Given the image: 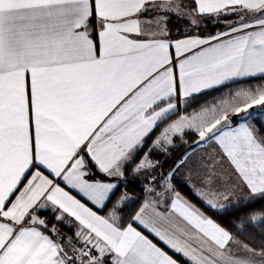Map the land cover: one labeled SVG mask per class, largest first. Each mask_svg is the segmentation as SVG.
<instances>
[{
    "label": "snow or ice",
    "instance_id": "6c2138e0",
    "mask_svg": "<svg viewBox=\"0 0 264 264\" xmlns=\"http://www.w3.org/2000/svg\"><path fill=\"white\" fill-rule=\"evenodd\" d=\"M157 10L161 38H130L143 35L139 17ZM168 13L193 25L221 14L239 20L215 36L173 43L163 38ZM257 76L264 78V0H192L187 13L178 0H0V264H180L132 223L122 225L126 194L105 217L57 181L106 207L118 185L92 179L97 172L123 177L146 138L194 93ZM237 95L244 98L243 107L230 106L237 114L264 105V88ZM228 122L227 109L205 108L173 121L153 147L167 151L185 128L201 141L212 134L239 191L247 190L238 203L264 199V136L247 123L215 135ZM151 167L146 154L135 171ZM233 194L212 193L207 203L217 208ZM171 207L189 227L148 203L132 220L191 264H264V248L234 240L179 193ZM49 208L57 222L72 218L71 236L40 218ZM247 219L264 226V213ZM234 243L246 255L233 254Z\"/></svg>",
    "mask_w": 264,
    "mask_h": 264
},
{
    "label": "trees",
    "instance_id": "16d2710c",
    "mask_svg": "<svg viewBox=\"0 0 264 264\" xmlns=\"http://www.w3.org/2000/svg\"><path fill=\"white\" fill-rule=\"evenodd\" d=\"M170 15L174 16L172 13H170ZM233 16L234 15L231 14L208 16L200 19L198 25L191 24L189 18L181 17L179 21L180 23L174 25L171 22L173 26H170V37H183L193 34L210 36L222 30L225 27L226 22L232 19ZM172 20L173 19L171 18L170 21ZM263 85L264 78L260 76L228 83L191 97L188 104L183 107L180 112H194L200 110L206 105H210L220 99L226 98L240 88L253 89L256 88V86L259 87ZM158 130L159 128L146 139L145 147L136 154L135 160L126 164L124 168V180L118 185V188L114 195L111 196L110 201H107V206L100 209L102 214H108L112 211L113 206L120 196L126 194L128 199L121 205L122 211L118 212L123 226L132 222V217L144 202L147 184L162 180L184 157L188 148L196 139L194 133H186L188 137L176 138L177 142L175 146L169 147L167 151H161L152 146V142L154 141ZM149 149H151V151H149ZM146 154H148L155 162V176L135 174V167ZM174 187L188 196L198 207H200L215 222L229 231L236 239L257 249V251L264 248V226L261 225L259 220L252 222L247 219L252 215L264 213V199L254 197L249 200L246 198L243 203H238V201H236L223 209H215L203 203L193 191L190 190L186 183L182 181H174Z\"/></svg>",
    "mask_w": 264,
    "mask_h": 264
},
{
    "label": "crops",
    "instance_id": "0c3cea01",
    "mask_svg": "<svg viewBox=\"0 0 264 264\" xmlns=\"http://www.w3.org/2000/svg\"><path fill=\"white\" fill-rule=\"evenodd\" d=\"M188 1L189 0H178V2L181 4V7L183 6V3H187ZM190 1H192V0H190ZM182 9L184 10V12H188V10H186L185 8L182 7ZM155 12L156 11L149 12V13H146V14L141 15L139 17V19L142 22L143 35L135 36V34H133L130 38L140 39V40H145V41L149 40V39H153V38H161L159 36V32H156L155 33L156 35L154 36L153 35L154 31L150 30L151 27L149 28V20L148 19H149V17H153L154 14H156ZM231 15H234V14H231ZM238 20H239V17L234 15L232 19H230V20H228L226 22L225 27L222 30L218 31L216 34H214V36L217 35L218 33H222V32L228 31L229 30V25H232V24L238 22ZM192 36H197V37H200V38L211 37V36H203V35H199V34H193V35H188V36H183V37H170V30L167 29V36L163 37V38H166L170 42L174 43L176 40H181V39H185V38L192 37ZM224 39H227V37H224ZM170 52L172 54L173 61H174V72H175V74L177 76V79H178V77H179L178 59L175 56L174 47L170 49ZM257 77H259V76H257ZM250 78H255V77L234 78V79L226 82L224 85H226L228 83L236 82V81L250 79ZM220 86H223V85H219V86H216L214 88H217V87H220ZM214 88L203 90L200 93H194L192 97H194V96H196L198 94H201L203 92L212 90ZM190 98L191 97L187 98L186 102L179 103L177 109L174 111L173 114H171L170 118H168L164 122L160 123L159 126L156 127L153 130V132L156 129H158V128H159V130H158V132H159L160 129L164 125H166L168 123L170 124V120L174 119V117L175 118L182 117V115L180 114L181 113L180 111H181V109L183 107H185L188 104ZM181 99L183 100V98H181ZM235 126H236V124L233 121L232 127L227 128V129L235 128ZM154 141H155V139H154ZM215 146L216 147L214 148V142H206V143H202L201 142V143H199V145L194 144L192 147H190L188 152H186L185 155H184V157L186 156L187 158L185 159L183 164H180L179 167H177V165L179 163L178 162L176 164V166L167 173V175L162 179V181L160 180L161 181L160 183H158V184H155V183L150 184L149 188L146 190L145 200L142 203V205L140 206V208L143 207L145 203H148L149 205H151L152 208H155L156 211L169 216V218H170V220L172 222L179 224L181 227H189V226L186 225V222H184L182 220V218L179 217L178 213H176V212H174L172 210V207H171L173 201L176 199V194L179 193V196L182 198L183 201H186L188 204H190L193 207H195L196 209H198L199 212H201L204 216L208 217L209 219H212L200 207H198L188 196H186L180 190L176 189L173 186L172 182H174V181H182V182L186 183L189 186L190 190H192L193 193L197 197L198 196L199 197L202 196L201 198L205 199V195H203V194H201L199 192V190L195 187L194 183H196L197 180L199 181V179L197 178L198 175L201 176L202 181L204 180L205 176H206V179H208L209 181H211V180L214 181V177H213L214 176L213 175L214 174V149H219V150L222 151V149L220 148L219 143H217ZM208 150H210L209 153H206L205 151H208ZM222 154H224V153H222ZM191 157L194 158L193 161L195 160V162H193V163L190 162L191 163L190 164V163H188L189 162L188 160ZM226 162H227V165L229 167L228 179H229L230 182L232 181L234 186H236V184L237 185L239 184L238 176H237L233 166L231 165V163L227 159V157H226ZM124 173H125V169H124ZM169 173H171V177L170 178H169ZM45 174H47V172H45ZM124 176L123 177H108L105 174L97 172L95 174V176L92 177V179L101 180L102 182L116 183L117 185H119L124 180V178H125ZM57 182H59L62 187H65V190L69 191L71 195L76 197V199H79L81 201V203H84L86 207H89L93 211H96L98 215L106 217L111 212L110 211L108 214H102L100 212V209H102V208H100L99 206L93 205L92 202L89 201L87 199V197L83 196L82 193H79L75 189L67 188L63 184V182H61V181H57ZM197 183H199V182H197ZM168 184H170V185L167 187V190L166 189L165 190H161L163 187L166 188V186ZM236 192H238L237 193L238 197H236V198H240L242 195H245L247 190L245 189L244 192L242 193L241 191H239V189H237ZM233 196H235V195H233ZM234 201H236L235 198L233 199L232 202H234ZM105 203H107V201ZM207 206L211 207L209 204ZM140 208L137 210V212L140 210ZM217 208L220 209L219 206H217ZM147 211L150 214L151 213V208L148 209ZM39 215H40V218L45 219L48 222L49 228H51L53 225H55L59 229V231L62 234L66 235V236H71L76 231L75 224H73L72 227H69L68 224L66 223L68 220H71L72 218L67 217V215H65V221L64 222H57L56 219H55V215L56 214L51 211V208L46 209V210H41L39 212ZM131 223L133 224V226L138 231H140L143 235L147 236L150 240L153 241V243L157 244L158 247H160L162 250L166 251L169 255H172L174 258L178 259L180 261V264H191L190 261H188L185 257L175 253L172 249H170L167 245H165L163 243V241H161L157 236H155L154 233L150 232L148 229H145L143 227V225L139 224V222H135V221L132 220ZM215 223H217V222H215ZM53 238L55 239L56 237H53ZM233 238H234V240L239 241L234 236H233ZM232 252H233V254H238V255H241V256L246 255V253H244V251L242 249H239L238 245H236L235 243L232 244Z\"/></svg>",
    "mask_w": 264,
    "mask_h": 264
},
{
    "label": "rangeland",
    "instance_id": "374dc122",
    "mask_svg": "<svg viewBox=\"0 0 264 264\" xmlns=\"http://www.w3.org/2000/svg\"><path fill=\"white\" fill-rule=\"evenodd\" d=\"M191 6H192V2L189 0L187 3H183L182 7L189 11ZM155 13L156 14H154L153 17H149V19H148L149 22L152 21V23H149V28L151 27L150 30L154 31V33L159 32L158 26L154 23V20H155L156 17H158L159 15L162 14L159 10H157ZM185 13H187V12H185ZM172 14H174V13H172ZM171 18L173 19L172 21H170ZM180 18L181 17L176 15V14H174V16H172V15H170V13H168V15H167V20H168L167 29L170 30V26H173L172 23L174 25L177 24V23H180L179 22ZM184 30H186V29H184ZM210 36H214V34L210 35ZM260 88H264V85L263 86H259V87L256 86V88H253V89L252 88H250V89L249 88H240V89L236 90L233 94L227 96L226 98L220 99V100H218L215 103H212L210 105H206V106L202 107L200 110H197V111H194V112L192 111V112H189V113L181 112L180 114L182 116H187V117L190 118L193 114L199 113V112H201L202 109H205V108H207V109L215 108V109H217L218 113L221 112V111H224L225 109H227L229 118H231V120L234 121L235 124H236L235 128L238 127L242 123H247V124L253 126L254 128H256L258 133H259V135L264 136V105H253V107L248 109L247 112H241L239 114L235 113L232 110V107H234V106H240V107L244 106V98L242 96H238L237 93H240V92H252V93H255L256 90L260 89ZM230 106H232V107H230ZM178 119H180V118H175L174 117V119L170 120V124L173 121H176ZM207 119H211V115H209L207 117ZM168 125H169V123L164 125L160 129V131L156 134L155 140L161 135L163 129L166 128ZM228 130H230V129L226 128V129H223L222 131H228ZM186 133L187 134L188 133H194L196 139L199 137V134H198V132L196 131L195 128H185L183 133L174 134L172 145H165L164 147H166L168 149L171 146H175V144L177 142L176 138H178V137L179 138L180 137L181 138L188 137L186 135ZM220 133H218L216 135H220ZM195 140L190 145V147H192L194 145ZM206 142H214V148L216 147L215 145L218 143L216 138H215V136H212L211 139H207L205 141H202V143H206ZM153 143L154 142H152V146H153ZM199 143H201V142H199ZM199 143H197V145H199ZM190 147L188 148V150L190 149ZM154 148L157 149V150L165 151L164 148H162V147H154ZM188 150H187V152H188ZM209 151L210 150L205 151V152L209 153ZM222 153L223 152L221 150L214 149V174H213L214 175L213 176L214 177V181H212V180L209 181L208 179H206V176H205L204 180L202 181L201 176L198 175L197 178L199 179V181L197 180L196 183H194L195 187L199 190V192L201 194L205 195V199L201 198L202 196L201 197L198 196V198L203 203H205L206 205H208L207 204V198H209L210 194H212V193H217V194L234 193L233 195H235V196L232 195L230 197V200H227V201L223 200L222 198L218 199L216 201L218 206L223 204L225 207H227L229 204L234 203V202L239 200V198H236V197H238L237 196L238 192H236V190L238 189L237 188V184H236V186H234L232 181L230 182L229 179H228L229 167H228L227 162H226V156L224 154H222ZM148 159L153 162L154 167L144 168V169H141L139 172L135 171V174H137V175L144 174V175H154L155 176V173H154L155 162L149 155H148ZM193 159L194 158L191 157L188 160L189 161L188 163L195 162V160L193 161ZM161 181L157 180L155 182H150L149 184H147L146 190L149 188L150 184H152V183L158 184ZM197 182H199V183H197ZM172 184L174 186V182H172ZM169 185L170 184H168L166 186V188L165 187H163V188L161 187L162 188L161 190H165V189L167 190V187ZM234 198H235L236 201L232 202ZM215 209H218V208H215ZM220 209H223V208H220Z\"/></svg>",
    "mask_w": 264,
    "mask_h": 264
},
{
    "label": "water",
    "instance_id": "95a60500",
    "mask_svg": "<svg viewBox=\"0 0 264 264\" xmlns=\"http://www.w3.org/2000/svg\"><path fill=\"white\" fill-rule=\"evenodd\" d=\"M232 125H233V121L231 120V118H229V122H228V124H227L226 126H224L223 128H221V126H219V125L217 126V129L214 130L215 135L218 134V133H220L223 129H226V128H230V127H232ZM210 136L212 137L213 135L210 134ZM207 139H208V138H206L205 140H207ZM205 140H203V141H205ZM199 142H202V141L200 140V137H198V138L195 140L194 144H197V143H199Z\"/></svg>",
    "mask_w": 264,
    "mask_h": 264
}]
</instances>
